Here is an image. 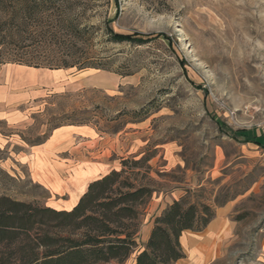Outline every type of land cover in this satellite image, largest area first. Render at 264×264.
Returning a JSON list of instances; mask_svg holds the SVG:
<instances>
[{
  "label": "rangeland",
  "instance_id": "rangeland-1",
  "mask_svg": "<svg viewBox=\"0 0 264 264\" xmlns=\"http://www.w3.org/2000/svg\"><path fill=\"white\" fill-rule=\"evenodd\" d=\"M75 1L92 26L80 52L104 68L29 81L0 64V195L69 208L91 178L147 157L137 247L106 264H133L187 189L215 213L226 204L227 227L185 231L175 264H264V150L234 135L264 131V0Z\"/></svg>",
  "mask_w": 264,
  "mask_h": 264
},
{
  "label": "trees",
  "instance_id": "trees-1",
  "mask_svg": "<svg viewBox=\"0 0 264 264\" xmlns=\"http://www.w3.org/2000/svg\"><path fill=\"white\" fill-rule=\"evenodd\" d=\"M75 3L0 0V64L104 68L80 52L92 26L79 22L72 12ZM147 160L123 159L120 169L91 180L68 209L0 195V264H106L127 259L137 247L140 207L153 193L139 177L142 167L149 169L143 165ZM190 193L187 189L154 218L133 264H175L184 258L182 234L202 231L215 217L209 204L191 200Z\"/></svg>",
  "mask_w": 264,
  "mask_h": 264
},
{
  "label": "crops",
  "instance_id": "crops-1",
  "mask_svg": "<svg viewBox=\"0 0 264 264\" xmlns=\"http://www.w3.org/2000/svg\"><path fill=\"white\" fill-rule=\"evenodd\" d=\"M18 71L23 74L26 75V79L31 81L33 79V76L35 74H37L39 76V71L40 69H34V68H30V67H23V66H18ZM38 72V73H36ZM234 135L236 138L242 139L243 143H252L257 147H262L264 150V131L263 130H256V129H239L237 131L234 132ZM107 173V172H105ZM103 173V174H105ZM100 174L98 176H95L93 178H91L90 180H88L85 184L84 189L81 191V193L76 197L74 203L69 207L71 208L78 200V198L80 197V195L84 192V190L86 189L87 184L103 175ZM68 209V208H66ZM226 209V204H223L221 206H217L216 207V213H215V217L211 220V222L207 225V227L203 230H205L206 232H209L212 234L213 237L218 236L220 233L222 234L223 232L226 231V227H224L225 222L224 219L221 217V215L223 214L224 210ZM222 227H224L223 229H221ZM202 230V231H203ZM201 232V231H200ZM183 259V258H182ZM181 260V259H180ZM178 262V261H177Z\"/></svg>",
  "mask_w": 264,
  "mask_h": 264
},
{
  "label": "bare ground",
  "instance_id": "bare-ground-1",
  "mask_svg": "<svg viewBox=\"0 0 264 264\" xmlns=\"http://www.w3.org/2000/svg\"><path fill=\"white\" fill-rule=\"evenodd\" d=\"M203 261L199 255L192 257L191 263L198 264L199 262Z\"/></svg>",
  "mask_w": 264,
  "mask_h": 264
}]
</instances>
